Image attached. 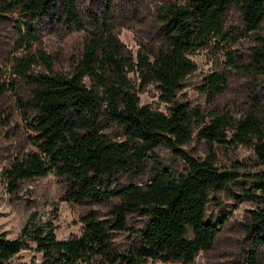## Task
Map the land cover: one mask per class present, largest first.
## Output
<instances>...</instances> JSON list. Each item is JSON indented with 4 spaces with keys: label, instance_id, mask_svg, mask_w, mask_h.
Masks as SVG:
<instances>
[{
    "label": "trees",
    "instance_id": "trees-1",
    "mask_svg": "<svg viewBox=\"0 0 264 264\" xmlns=\"http://www.w3.org/2000/svg\"><path fill=\"white\" fill-rule=\"evenodd\" d=\"M110 7L111 0H103L102 15L89 14L97 25L95 32L85 33L81 53L68 72H53L52 59L32 49L29 42L14 58L13 72L32 87L31 115L23 117L31 148L15 156L1 174L11 193L20 181L51 173L66 182L65 199L70 203H109L111 198L115 202L106 218L80 216V233L65 239L55 237L50 223L26 220L15 238L0 235V264H8L10 257L30 244L40 254L33 264H142L147 259L189 264L199 251L212 246L219 231L222 212L214 221L205 218L209 193L226 190L239 175L217 166L210 147L198 158L183 146L192 136L208 145L239 143L250 146L264 164V106L255 103L238 117L212 111L206 118L176 99L182 80L195 70L188 54L208 47L222 49L234 42L239 31L251 34L247 61L240 58L241 63L234 64L232 52L227 51L226 65L264 83V35L257 32L264 0L163 4L157 11L159 46L150 51L140 48L134 55L107 28ZM231 9L239 15L242 30L224 25ZM0 10L15 11L23 18L16 32L24 42L34 31L33 22L41 18L78 30L83 26L76 0H0ZM36 59L45 72L33 70ZM129 74L135 75L137 88L153 84L164 112L138 104ZM225 83L224 72L212 71L199 88L213 100ZM159 144L181 159L182 171L162 168L142 185L112 186L119 172L140 168ZM245 184L244 190L252 191L241 196L257 206L247 211L244 229L257 247L264 244V170L247 176ZM130 215L140 220L135 229L127 226ZM125 231L132 232L133 238L131 246L120 251L113 238ZM253 257L250 251L249 264L255 263Z\"/></svg>",
    "mask_w": 264,
    "mask_h": 264
},
{
    "label": "rangeland",
    "instance_id": "rangeland-1",
    "mask_svg": "<svg viewBox=\"0 0 264 264\" xmlns=\"http://www.w3.org/2000/svg\"><path fill=\"white\" fill-rule=\"evenodd\" d=\"M178 2L180 0H111L106 26L132 55L140 48L155 50L160 44L157 11L163 4ZM76 7L82 20L81 30L67 27L55 19L48 23L47 18H41L33 22L34 31L27 42L20 39L16 32V24L23 18H18L15 11L0 10V88L3 89L0 94V235L7 239L15 238L30 218L32 221L50 223L57 239L78 235L82 226L80 216L106 218L111 204L115 202L111 198L109 203H70L65 199L68 188L66 182L51 173L22 180L11 193L1 174L15 156L31 148L30 132L26 130L23 117L31 115L29 99L32 87L13 72L14 58L22 55L29 42L27 45L32 49H39L52 59L53 72H68L81 53L85 33L91 30L95 32L97 25L92 24L89 14L93 13L97 17L102 15L103 0H76ZM224 25H233L242 30L240 17L232 9L224 17ZM239 32L234 42L225 44L222 49L208 47L188 54L195 64V70L182 80L176 99L185 101L189 107L197 109L206 118L212 111L238 117L255 106V103L264 106L262 79H254L237 68L226 65L224 53L227 51L232 52L234 64L241 63L240 58L247 61L248 47L252 44L251 34ZM257 32L264 35V17ZM36 61L33 70L45 72L44 65L38 59ZM212 71L224 72L226 83L224 90L214 95L213 100H209L199 86L203 77ZM129 76L137 92L138 104L164 112L165 105L157 99L153 84L137 88L135 75ZM83 81L88 84L87 79ZM261 117L264 120V115ZM111 132L113 131L109 130ZM209 147L217 166L235 171L239 176L236 181L227 185L226 190L209 193L204 209L205 218L214 221L222 212L219 231L212 246L206 251H199L189 264H249L247 256L250 251L254 255V264H264V244L253 247L244 229L247 211L254 209L257 202L241 196L244 192L252 191L244 190L247 187V176L264 170V164L257 161L250 146L239 143L228 146L213 142L208 145L192 136L183 149L195 157L203 158ZM162 168L179 172L183 170V163L159 144L152 148V153L146 157L140 168L119 172L112 186L120 187L129 183L142 185ZM128 225L135 229L140 225V220L130 215L127 218ZM128 231L115 234L113 241L116 249L125 251L131 246L133 236ZM39 260L40 254L30 244L28 248L15 253L6 263L33 264ZM142 264L180 263L147 259Z\"/></svg>",
    "mask_w": 264,
    "mask_h": 264
}]
</instances>
